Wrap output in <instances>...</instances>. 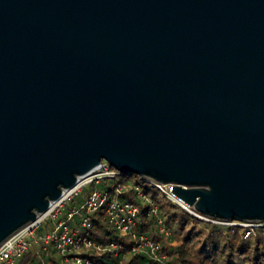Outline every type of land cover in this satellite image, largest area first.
<instances>
[{"label": "water", "instance_id": "obj_1", "mask_svg": "<svg viewBox=\"0 0 264 264\" xmlns=\"http://www.w3.org/2000/svg\"><path fill=\"white\" fill-rule=\"evenodd\" d=\"M103 161L264 222V0H0V244Z\"/></svg>", "mask_w": 264, "mask_h": 264}, {"label": "trees", "instance_id": "obj_2", "mask_svg": "<svg viewBox=\"0 0 264 264\" xmlns=\"http://www.w3.org/2000/svg\"><path fill=\"white\" fill-rule=\"evenodd\" d=\"M135 174L123 173L118 179L102 181L100 188L114 191L115 186H122L119 198L130 201L140 208L135 230L138 235H146L161 245L168 264H264V227H255L249 235L247 228L216 224L200 219L159 191L151 184L135 179ZM130 183H140L142 194L132 188ZM88 187V188H87ZM91 185L83 187L65 206V211L73 204H81ZM144 195V196H143ZM152 203L156 204V214L150 213ZM159 219L166 232L161 231ZM92 225L85 230L88 238L104 246L99 252L83 248V254L91 260L90 264H159L145 252H131L129 256L115 257L105 247L110 241H117L131 246V237L122 236L108 221L103 210L92 216ZM34 257V264L41 260H52L54 264H63L56 250L49 246L48 253Z\"/></svg>", "mask_w": 264, "mask_h": 264}, {"label": "built area", "instance_id": "obj_3", "mask_svg": "<svg viewBox=\"0 0 264 264\" xmlns=\"http://www.w3.org/2000/svg\"><path fill=\"white\" fill-rule=\"evenodd\" d=\"M121 174L123 173L118 169L103 161L91 176L81 180L73 189L66 191L60 200L52 202L47 212L38 215L34 221L5 239L0 244V264H34L35 258L28 256L29 253L34 251L39 257L41 253H48L49 246L56 250L63 264H90V258L83 254L82 249H95L99 252L104 249V246L89 239L85 230L91 227L92 216L100 210L104 211L110 224L122 236L131 237L133 241L130 247L117 241H110L105 248L113 256L125 258L131 252H145L159 264H168L167 255L162 253L159 242L146 235L137 234L135 227L140 208L134 202L119 198L122 186L112 185L114 191L99 187L100 182L118 179ZM142 180L153 185L173 203L205 221L242 226L248 229L246 235H249L257 226L264 227V222L222 220L202 215L173 193L172 184L148 178H142ZM88 185H91V188L82 203L73 204L65 211L67 203ZM130 185L142 194L140 183H130ZM156 212L157 206L152 203L150 213L156 214ZM158 223L161 231L166 232L161 219ZM39 264L54 263L52 260H41Z\"/></svg>", "mask_w": 264, "mask_h": 264}, {"label": "rangeland", "instance_id": "obj_4", "mask_svg": "<svg viewBox=\"0 0 264 264\" xmlns=\"http://www.w3.org/2000/svg\"><path fill=\"white\" fill-rule=\"evenodd\" d=\"M135 176H136L135 179H138L139 175H136V174H135ZM87 188H88V187H87ZM159 193H160V194H158V195H159L158 197H159L160 199H163V198H162V197H163V196H162L163 194H162L161 192H159ZM127 256H129V255H127Z\"/></svg>", "mask_w": 264, "mask_h": 264}]
</instances>
